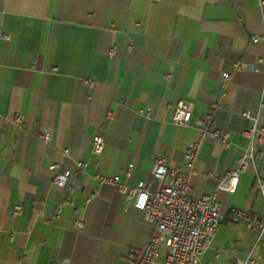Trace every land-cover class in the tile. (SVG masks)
I'll use <instances>...</instances> for the list:
<instances>
[{"label":"crops","instance_id":"crops-1","mask_svg":"<svg viewBox=\"0 0 264 264\" xmlns=\"http://www.w3.org/2000/svg\"><path fill=\"white\" fill-rule=\"evenodd\" d=\"M0 32L8 36L0 37V264H129L153 226L95 174L133 186L158 156L184 167L185 149L200 140L189 178L198 199L248 146L243 113L264 126V44L251 42L264 33V0H0ZM179 100L194 105L189 126L172 121ZM212 105L211 128L228 133L229 148L195 127ZM95 135L104 141L99 155ZM77 161L86 163L81 175ZM60 163L75 191L52 183L49 167ZM254 165L264 179V153ZM255 169L239 176L235 193L217 191L223 210L264 215ZM263 245L264 235L257 243L244 225L223 223L201 260L264 264ZM164 255L161 248L159 263Z\"/></svg>","mask_w":264,"mask_h":264},{"label":"built area","instance_id":"built-area-1","mask_svg":"<svg viewBox=\"0 0 264 264\" xmlns=\"http://www.w3.org/2000/svg\"><path fill=\"white\" fill-rule=\"evenodd\" d=\"M159 1V0H152ZM0 37L8 39V36L0 32ZM251 42L264 44V33L253 35ZM261 61L263 59H260ZM243 69V65H241ZM222 79L228 75L222 74ZM194 105L190 102L179 100L173 111L172 121L176 125L189 126L192 123ZM216 106L212 105L210 112L195 122V127L200 131L203 140H211L224 148L230 147L229 135L227 132L212 129V121ZM150 117L149 111L145 112ZM243 116L251 122V127L242 134L248 139V146L239 157L236 167L229 171L219 182L217 189L208 195L198 199L190 196L189 178L195 172V160L200 146V140L191 141L184 151V167H171L166 164L164 157L158 156L149 171L146 179L139 180L135 185L130 186L122 183L119 176H105L96 173L94 179L100 185H111L116 187L118 193L124 195L131 202L133 208L143 214L145 221L153 226V230L140 250L132 251L129 255V264H210L202 262L201 258L208 249L217 229L223 223L242 224L249 231L257 234V243L264 235V215L257 216L247 211L228 208L223 210L217 198V191L223 190L233 194L237 190L239 176L249 166L254 165L257 155L264 153V126L257 117H252L249 112ZM0 116V126L3 123ZM14 123L22 126L24 117L18 115ZM43 142L48 143L51 139L49 132L41 135ZM104 147L102 136L95 135L92 138V154L99 155ZM65 155L68 151H63ZM86 163L77 161L74 163V175H81L85 172ZM134 166L127 167L126 176L131 175ZM53 173L52 183L70 191L77 189L75 176L71 171L62 167V163L53 164L49 167ZM256 181L261 195L264 197V179L258 177ZM212 176V173L209 174ZM66 203H71L67 200ZM21 207L15 206L13 215H19ZM57 211L56 216H58ZM74 225L77 229L83 227V221L76 217ZM164 248L165 255L159 263L160 249ZM264 253V245L262 246ZM236 264H254L250 257L239 259Z\"/></svg>","mask_w":264,"mask_h":264}]
</instances>
